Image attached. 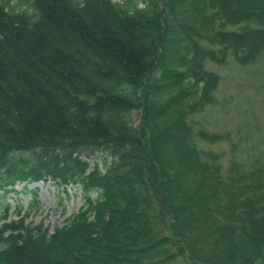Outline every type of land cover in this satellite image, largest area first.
Wrapping results in <instances>:
<instances>
[{
  "label": "trees",
  "instance_id": "16d2710c",
  "mask_svg": "<svg viewBox=\"0 0 264 264\" xmlns=\"http://www.w3.org/2000/svg\"><path fill=\"white\" fill-rule=\"evenodd\" d=\"M230 55L264 57V0H0V200H84L53 231L38 190L7 204L0 264H264V166L197 146L223 140L193 118Z\"/></svg>",
  "mask_w": 264,
  "mask_h": 264
},
{
  "label": "rangeland",
  "instance_id": "374dc122",
  "mask_svg": "<svg viewBox=\"0 0 264 264\" xmlns=\"http://www.w3.org/2000/svg\"><path fill=\"white\" fill-rule=\"evenodd\" d=\"M207 67L220 77V81L214 102L193 119L197 122V130L216 134L223 140L210 144L198 139L197 146L221 156L224 174L234 162L246 169L264 166V57L243 65L230 55L224 64L208 61ZM134 120L138 125L139 116ZM90 160L103 170L111 163L106 154H96ZM15 189L16 193L0 200V215L8 204L11 206L10 220L16 219L17 208L28 211L33 203L31 191L38 190L39 210L32 212L28 222L34 225L43 222L51 231L77 214L84 204L83 192L78 186L65 189L50 182H40L30 185L29 192L23 191L24 185Z\"/></svg>",
  "mask_w": 264,
  "mask_h": 264
}]
</instances>
